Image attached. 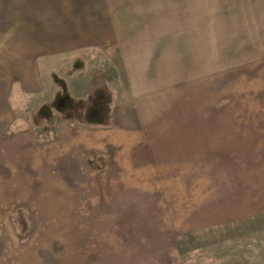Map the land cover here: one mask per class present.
I'll return each mask as SVG.
<instances>
[{"label": "rangeland", "instance_id": "1", "mask_svg": "<svg viewBox=\"0 0 264 264\" xmlns=\"http://www.w3.org/2000/svg\"><path fill=\"white\" fill-rule=\"evenodd\" d=\"M26 46L0 264H264V0H0Z\"/></svg>", "mask_w": 264, "mask_h": 264}, {"label": "crops", "instance_id": "2", "mask_svg": "<svg viewBox=\"0 0 264 264\" xmlns=\"http://www.w3.org/2000/svg\"><path fill=\"white\" fill-rule=\"evenodd\" d=\"M20 35L19 37L24 38L27 37L25 35H23L21 32H19ZM37 37V36H36ZM36 37H33L34 39H37ZM80 37V35L78 36ZM31 39V38H30ZM67 40H65L64 42H66L67 44H78L79 43V39L80 38H75L72 40H68V38H66ZM34 48H36L37 43L36 42H32ZM82 44V42H81ZM43 47V46H42ZM63 47V46H61ZM38 49V48H36ZM33 49V55L34 57H38L39 55L43 54V51H41L40 49L36 50ZM42 49V48H41ZM36 50V51H35ZM43 50V49H42ZM35 51V52H34ZM31 52V53H32ZM29 49L26 47L21 48L19 51V64H17V67L15 68L16 71L19 72V76H17L14 80H13V75H12V63L7 62V64L5 65L7 68L6 71L7 73L4 74V78L0 79V104H6V103H11L12 101V94H13V86L18 87L20 89V91H23V87L27 88V87H34L37 84V81L35 78H33V72L36 70V63H29L28 60V56H29ZM49 53H52L51 51H49ZM4 70V69H3ZM5 72V71H4ZM16 76V75H15ZM24 80V82L22 81ZM17 88V89H18ZM5 114L2 116L3 117V122L0 121V166L3 167H11L12 165V156H13V145L15 146V151L18 152H22L21 146L25 143V140L28 139V133L26 131H18L13 133L12 132V120H11V115L9 112H7V108L4 109ZM8 113V114H7ZM0 116V118H2ZM1 120V119H0ZM70 126H65L62 128V133H64V139L65 145L63 147H67V148H75L76 146L80 145L77 143H73L71 141V131H70ZM60 132V131H59ZM13 136H15L13 138ZM14 139V140H13ZM58 139V138H57ZM56 142L58 144L60 139L57 140ZM22 154H19V158L21 159ZM9 181V180H8Z\"/></svg>", "mask_w": 264, "mask_h": 264}, {"label": "trees", "instance_id": "3", "mask_svg": "<svg viewBox=\"0 0 264 264\" xmlns=\"http://www.w3.org/2000/svg\"><path fill=\"white\" fill-rule=\"evenodd\" d=\"M95 109H98V107H95Z\"/></svg>", "mask_w": 264, "mask_h": 264}]
</instances>
